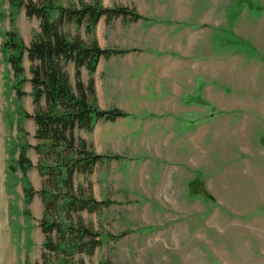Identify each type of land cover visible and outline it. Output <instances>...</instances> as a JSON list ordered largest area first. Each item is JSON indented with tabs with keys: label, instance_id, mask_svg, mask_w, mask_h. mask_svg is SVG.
<instances>
[{
	"label": "rangeland",
	"instance_id": "rangeland-1",
	"mask_svg": "<svg viewBox=\"0 0 264 264\" xmlns=\"http://www.w3.org/2000/svg\"><path fill=\"white\" fill-rule=\"evenodd\" d=\"M80 1L146 18L101 17L92 30L100 48L124 50L98 58L92 86L98 108L126 116L72 131L107 156L70 180L75 198L90 195L98 204L62 208L60 187L47 203L46 220L81 222L90 232L82 240L94 246L73 254L42 248L38 193L54 180L43 173L53 160L35 148V125L22 116L34 110L30 85L23 82L26 94L16 97L0 47V264L61 257L72 264H264V0H54L49 16ZM60 29L90 38L82 24L63 21ZM5 31L28 46L38 20L0 0V46ZM21 64L29 77L25 53ZM64 70L72 83V63ZM87 77L80 68L84 85ZM24 142L31 165L22 178L10 166ZM24 186L32 189L27 204Z\"/></svg>",
	"mask_w": 264,
	"mask_h": 264
},
{
	"label": "trees",
	"instance_id": "trees-1",
	"mask_svg": "<svg viewBox=\"0 0 264 264\" xmlns=\"http://www.w3.org/2000/svg\"><path fill=\"white\" fill-rule=\"evenodd\" d=\"M12 7H24V13L38 20V31L32 35L28 46L22 45L13 31L2 34L1 51L6 53L5 60L9 64L12 76L17 79L13 86L16 97L26 93L20 88L23 82H28L30 90L28 95L34 105L32 114L24 113L23 117L32 119L35 129L33 137L38 141L36 150L42 147L46 155H50L53 164L43 166V173L54 174V180L49 184L44 181L39 195L44 203L43 219L45 223L41 231L44 234L42 248L48 253L73 254L79 251L91 252L93 240L84 242L82 237L90 233L80 222L77 226L56 223L46 220L47 203L54 201L53 188H62L61 206L67 209L75 205L78 210L87 211L98 204L90 195L74 197L71 190V175L77 173H90L93 165L107 156L95 153L79 137L74 139L73 129L90 131L97 119L113 121L117 117L126 116V113L117 109H100L95 104L92 86V73L99 57H108L124 50L100 48L91 37L92 30L99 18L107 23L116 17H127L130 21L146 19L136 11L128 10L123 6L103 7L98 1L83 3L75 7H54V14L49 16L54 0H8ZM63 21L73 22L76 26L83 25L85 32L90 36L83 40L79 36H69L60 29ZM28 60L25 76L21 64L22 56ZM71 62L73 65V82L71 83L64 65ZM87 73L84 85L80 80V68ZM21 131V130H20ZM23 132V131H21ZM76 140V141H75ZM28 144L25 142L17 148L15 167L21 177H25L30 167V160L25 155ZM9 167V166H8ZM42 173V172H41ZM47 179V178H46ZM23 202L27 204L32 196L30 186L22 189ZM61 209V208H60ZM59 209V210H60ZM56 237H51V232ZM86 246V248L84 247ZM69 262V263H68ZM43 264H72L60 258L56 263L49 259Z\"/></svg>",
	"mask_w": 264,
	"mask_h": 264
}]
</instances>
